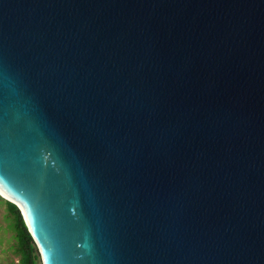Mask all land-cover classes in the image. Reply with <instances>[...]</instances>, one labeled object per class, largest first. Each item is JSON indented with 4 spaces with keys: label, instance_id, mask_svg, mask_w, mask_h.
<instances>
[{
    "label": "water",
    "instance_id": "water-1",
    "mask_svg": "<svg viewBox=\"0 0 264 264\" xmlns=\"http://www.w3.org/2000/svg\"><path fill=\"white\" fill-rule=\"evenodd\" d=\"M0 196L42 264H264V0H0Z\"/></svg>",
    "mask_w": 264,
    "mask_h": 264
},
{
    "label": "trees",
    "instance_id": "trees-1",
    "mask_svg": "<svg viewBox=\"0 0 264 264\" xmlns=\"http://www.w3.org/2000/svg\"><path fill=\"white\" fill-rule=\"evenodd\" d=\"M5 201L16 239L15 251L19 255V264H42L37 244L26 226L19 207L11 201Z\"/></svg>",
    "mask_w": 264,
    "mask_h": 264
},
{
    "label": "rangeland",
    "instance_id": "rangeland-1",
    "mask_svg": "<svg viewBox=\"0 0 264 264\" xmlns=\"http://www.w3.org/2000/svg\"><path fill=\"white\" fill-rule=\"evenodd\" d=\"M5 200L0 198V264H19V255L15 251L16 239Z\"/></svg>",
    "mask_w": 264,
    "mask_h": 264
}]
</instances>
